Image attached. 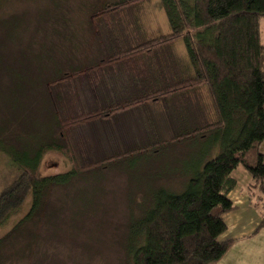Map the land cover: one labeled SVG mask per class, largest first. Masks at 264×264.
<instances>
[{
  "label": "rangeland",
  "instance_id": "1",
  "mask_svg": "<svg viewBox=\"0 0 264 264\" xmlns=\"http://www.w3.org/2000/svg\"><path fill=\"white\" fill-rule=\"evenodd\" d=\"M106 5L112 10L100 14ZM171 31L161 0H0V147L22 155L53 140L63 144V150H44L40 176L100 164L47 195L49 213L62 219L63 238H52L53 259L46 264L124 263L130 221L158 188L182 189L190 162L210 146L195 134L172 139L189 119L192 126L216 122L206 91L125 106L138 93L147 96L160 87L155 82L161 65L175 75L189 57L182 39L153 55L124 59L114 53ZM58 75L68 79L55 86L51 80ZM172 76L171 82L179 80ZM139 82L150 86L143 90ZM96 110L102 115L94 118L89 112ZM75 116L82 121L66 129L58 123ZM164 139L172 141L149 146ZM238 169L235 177L246 180V170ZM18 173L10 153L0 149V193ZM31 204L29 194L0 237ZM230 257L237 259V250ZM5 264L30 262L12 257Z\"/></svg>",
  "mask_w": 264,
  "mask_h": 264
},
{
  "label": "trees",
  "instance_id": "2",
  "mask_svg": "<svg viewBox=\"0 0 264 264\" xmlns=\"http://www.w3.org/2000/svg\"><path fill=\"white\" fill-rule=\"evenodd\" d=\"M161 1L172 31L128 50L124 48L113 56L120 54L130 59L153 55L182 39L192 72L172 76L165 66L159 68L155 83L161 82V88L147 96L138 93V100H129L130 104L125 106L136 105L142 99L149 103L173 94L185 95L187 90L207 86L217 120L202 127L192 126L191 119H186L189 123L182 124L189 127L180 128L172 138L185 141L195 134L206 137L210 146L190 162L182 189L158 188L139 216L130 221L122 264H214L233 243L220 239L227 229L224 214L235 208L227 196L236 184L233 171L241 166L256 183L264 179V156L260 150L264 140V43L260 31L264 0ZM106 6L100 14L112 10ZM111 57L104 58L101 64L106 65ZM171 76L179 80L171 82ZM65 78L68 75H58L51 81L56 86ZM139 83L143 90L150 86L149 82L145 86ZM89 113L94 118L102 115L99 110ZM80 121L75 116L58 123L66 129ZM171 141H155L149 146H163ZM63 146L53 140L35 153L27 150L22 155L0 147L10 153L19 170L14 181L0 193V228L19 210L26 197L32 196L29 211L0 237V264L10 262L12 257L30 264H46L53 259L55 243L51 241L63 238L62 219L58 213H49L47 195L53 187L69 186L81 172L100 165L95 162L50 176L37 174L44 150H63ZM217 149L220 152L213 156Z\"/></svg>",
  "mask_w": 264,
  "mask_h": 264
},
{
  "label": "crops",
  "instance_id": "3",
  "mask_svg": "<svg viewBox=\"0 0 264 264\" xmlns=\"http://www.w3.org/2000/svg\"><path fill=\"white\" fill-rule=\"evenodd\" d=\"M260 31L261 40L264 43V18H261L260 21ZM177 65L178 68L176 67L175 76L192 72L190 64L183 70L179 68V64ZM161 67L163 68L162 65ZM160 83L156 84L160 85ZM199 91L203 93L206 91L208 96H210L207 86L190 89L185 93L189 95L193 92L198 93ZM260 150L264 156V140L260 145ZM238 168L243 167L239 166ZM238 168L234 171L240 170ZM235 172L232 173V176L236 180V184L227 193L235 208L224 214L227 229L220 236L221 240L230 239L233 240V243L224 257L214 264H264V224L262 225L264 217V179L261 183H256L251 174L246 170L247 175L245 176L247 179L241 181L239 177H235ZM236 250L238 258L233 259L230 256Z\"/></svg>",
  "mask_w": 264,
  "mask_h": 264
}]
</instances>
